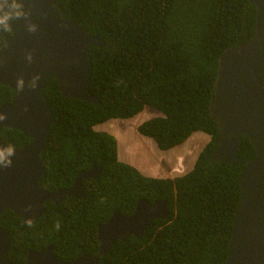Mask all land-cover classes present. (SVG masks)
Instances as JSON below:
<instances>
[{
  "label": "trees",
  "instance_id": "1",
  "mask_svg": "<svg viewBox=\"0 0 264 264\" xmlns=\"http://www.w3.org/2000/svg\"><path fill=\"white\" fill-rule=\"evenodd\" d=\"M56 1L62 18L114 45L89 51L92 73L85 94L96 97L99 104L66 98L55 79L47 82L43 96L53 121L40 154L46 170L39 185L54 192L70 188L79 172L93 166L100 173L82 182L81 198L45 202L44 213L32 223H24L11 210L0 213V228L11 237L5 260L24 264L29 250L48 246L64 262L83 253L95 255L97 226L107 223L115 211L128 217L141 200H167L168 219L155 220L139 238L115 241L97 264H223L240 199L238 175L256 152L243 136L236 164L210 162L218 127L209 115V104L218 57L254 33V4L249 0ZM12 95L7 86H0V106ZM145 107L160 115L139 124L137 132L151 138L161 151L181 145L195 132L209 136L188 173L145 177L118 161L113 136L93 129L109 120L133 118ZM0 136L11 148L29 142L9 128L2 129Z\"/></svg>",
  "mask_w": 264,
  "mask_h": 264
},
{
  "label": "water",
  "instance_id": "2",
  "mask_svg": "<svg viewBox=\"0 0 264 264\" xmlns=\"http://www.w3.org/2000/svg\"><path fill=\"white\" fill-rule=\"evenodd\" d=\"M255 6V30L251 38L225 49L218 57L217 74L209 115L218 127L211 163L234 165L241 138L255 149L238 175L240 199L236 206L229 254L223 264H264V0H249ZM25 16L9 21L11 37L0 49V86L13 91L12 98L0 106V133L9 128L20 131L29 142L20 148L6 145L0 136V213L13 211L24 223L42 216L45 202L58 203L65 197L83 196L82 180L96 178L99 168L80 172L70 188L44 190L39 179L46 168L40 160L49 139L52 111L43 98L50 79L58 83L66 98H80L99 104L84 92L90 82L89 51L111 47L78 24L60 17L56 0H17ZM18 20L23 28L17 33ZM4 32V30H2ZM167 200L139 201L131 216L115 211L109 221L97 226L98 250L63 262L52 247L29 251L25 264H97L115 241L141 237L155 220L170 217ZM11 237L0 228V264L5 261Z\"/></svg>",
  "mask_w": 264,
  "mask_h": 264
},
{
  "label": "rangeland",
  "instance_id": "3",
  "mask_svg": "<svg viewBox=\"0 0 264 264\" xmlns=\"http://www.w3.org/2000/svg\"><path fill=\"white\" fill-rule=\"evenodd\" d=\"M158 115V111L150 107H145L140 114L136 115L130 120H115L100 126L98 129L112 132V135L117 138V141L120 143L122 154H129V158L130 155H133L135 156L134 162L139 163L140 161L144 166H150V171H148L146 167H143L145 170L143 171L144 175H179L181 171L171 169L172 166L181 165H175L174 163L177 156L180 157V161L182 162L183 166H188V168H190L198 152L207 142L209 137H207L206 134L197 133L192 135L182 146L172 149L168 152H161L156 148L154 143L146 139H142L136 134V127L140 123ZM188 152L190 157L184 163V158L182 156H185L186 154L188 155ZM193 155H195L194 158Z\"/></svg>",
  "mask_w": 264,
  "mask_h": 264
},
{
  "label": "clouds",
  "instance_id": "4",
  "mask_svg": "<svg viewBox=\"0 0 264 264\" xmlns=\"http://www.w3.org/2000/svg\"><path fill=\"white\" fill-rule=\"evenodd\" d=\"M56 3H57V1H56ZM57 8H58V5H57ZM59 10V9H58ZM60 12V11H59ZM26 15V13L23 11V7H22V4L21 3H19V2H17V0H0V49H1V47H2V45L5 43V39H6V37H11L12 36V34H11V32L9 31V21L10 20H12V19H14V18H20V17H22V16H25ZM61 17V16H60ZM62 18V17H61ZM62 19H66V18H62ZM66 20H68V19H66ZM68 21H70V20H68ZM70 22H72V21H70ZM72 23H74V22H72ZM75 24H77V23H75ZM79 25V24H78ZM80 26V25H79ZM81 27V26H80ZM15 28L17 29L16 31H17V33H19V34H23L22 33V31H23V28L20 26V24L18 23V20L16 21V25H15ZM82 28V27H81ZM2 30H4V32H2ZM89 61V60H88ZM90 63V62H89ZM91 65V64H90ZM92 68V67H91ZM91 73H92V70H91ZM91 78V77H90ZM53 79V78H52ZM51 80V79H50ZM49 81V80H48ZM47 81V82H48ZM58 84V83H57ZM89 84V83H88ZM46 85H47V83H46ZM45 85V86H46ZM88 86V85H87ZM45 88V87H44ZM44 90V89H43ZM60 91V90H59ZM43 93V92H42ZM85 93V92H84ZM88 96V95H87ZM91 97H94V96H91ZM43 98H44V96H43ZM77 99H79V98H77ZM45 101V100H44ZM84 101V100H83ZM46 103V102H45ZM88 103V102H87ZM90 103H93V102H90ZM94 104H96V103H94ZM48 106V105H47ZM50 109V108H49ZM153 109V108H152ZM143 111V110H142ZM141 111V112H142ZM140 112V113H141ZM139 113V114H140ZM53 114V113H52ZM160 115V114H159ZM158 115V116H159ZM135 117V116H134ZM155 117H157V116H155ZM153 118V117H152ZM131 119V118H130ZM130 119H126V120H130ZM148 120V119H147ZM53 121V120H52ZM112 121H115V120H109V121H106V122H104V123H102V124H98V125H96V126H94L93 127V129H94V131H98V132H106V133H108V134H110L111 136H113L112 135V132H109V131H106V130H100V129H98L100 126H103L104 124H106V123H109V122H112ZM119 121H125V120H119ZM144 122V121H143ZM52 123V122H51ZM141 124V123H140ZM138 127V126H137ZM137 127H136V134L140 137V138H142V139H146V140H148V141H151L152 143H154V145L156 146V148L158 149V147H157V145H156V143L151 139V138H149V137H146V136H143V135H141L140 133H138L137 132ZM197 133H201V132H195V133H193L192 135H194V134H197ZM204 134V133H203ZM191 135V136H192ZM202 135V134H201ZM190 136V137H191ZM114 137V136H113ZM189 137V138H190ZM207 137H209L208 135H207ZM115 138V137H114ZM188 138V139H189ZM187 139V140H188ZM186 140V141H187ZM115 141H116V144H117V159H118V161L119 162H122V163H125V164H128V165H130V166H132V167H134L135 169H137L143 176H145V177H151V178H175V177H178V176H182V175H184V174H186V173H188V172H185L184 171V168H183V165H182V162L180 161V157L179 156H177V158L175 159V161H174V163H175V165H180V166H172L171 167V169H176V170H178V171H181V173L179 174V175H175V176H166V175H158V176H146V175H144L143 174V171H145L144 169H143V167H146L147 169H148V171H150V166H144V165H142V166H138L139 167V169L134 165V164H132V163H130L129 161H126V160H121L120 158H119V156H118V141H117V138H115ZM185 141V142H186ZM209 141V138H208V140H207V142ZM184 142V143H185ZM206 142V143H207ZM184 143H182L181 145H178V146H176V147H174V148H172V149H175V148H177V147H180V146H182ZM205 143V144H206ZM204 144V145H205ZM203 145V146H204ZM203 148V147H202ZM201 148V149H202ZM172 149H169V150H166V151H161V150H159V151H161V152H168V151H170V150H172ZM200 149V150H201ZM200 152V151H199ZM198 152V153H199ZM123 156H127V155H129V154H126V155H124V154H122ZM198 155V154H197ZM197 157V156H196ZM196 159V158H195ZM194 162H195V160L192 162L193 164H194ZM193 164H191L192 165V167H193ZM95 167H98V166H95ZM99 168V167H98ZM142 168V169H141ZM81 172H88V171H81ZM99 173H100V168H99ZM99 175V174H98ZM98 177V176H97ZM88 179H90V178H88ZM88 179H84V180H88ZM92 179H94V178H92ZM83 181V180H82ZM82 188H83V186H82ZM142 201V200H141ZM156 202V201H155ZM154 222V221H153ZM152 222V223H153ZM151 226V225H150ZM149 226V227H150ZM148 227V228H149ZM147 231V230H146ZM11 243V242H10ZM45 249V248H44ZM53 249V248H52ZM43 250V249H42ZM29 251H32V250H29ZM28 251V252H29ZM41 251V250H40ZM34 252H38V251H34ZM53 253H54V251H53ZM28 254V253H27ZM55 255V254H54ZM82 255V254H81ZM80 255V256H81ZM56 256V255H55ZM79 256V257H80ZM26 257H27V255H26ZM57 257V256H56ZM59 259V258H58ZM77 259V258H76ZM60 260V259H59ZM6 261V260H5ZM61 261H63V260H61ZM7 262H15V261H7ZM25 262H26V259H25ZM25 262H24V264H25ZM64 262V261H63ZM66 262H69V261H66ZM17 263V262H16ZM18 264H20V263H18Z\"/></svg>",
  "mask_w": 264,
  "mask_h": 264
},
{
  "label": "bare ground",
  "instance_id": "5",
  "mask_svg": "<svg viewBox=\"0 0 264 264\" xmlns=\"http://www.w3.org/2000/svg\"><path fill=\"white\" fill-rule=\"evenodd\" d=\"M19 23V22H18ZM197 154V153H196ZM195 154V155H196ZM195 155H193V158L195 157ZM118 156L121 160H126V161H129L130 163L134 164L138 169L139 167L138 166H142L143 164L139 161V163H136L134 162L135 160V156L133 155H130V158L127 156H123L122 155V152H121V148H120V143L118 142ZM137 157V156H136ZM138 158V157H137ZM61 242V241H60ZM67 244V243H66ZM62 247V246H61ZM67 249V248H66ZM59 254H62V253H59Z\"/></svg>",
  "mask_w": 264,
  "mask_h": 264
},
{
  "label": "crops",
  "instance_id": "6",
  "mask_svg": "<svg viewBox=\"0 0 264 264\" xmlns=\"http://www.w3.org/2000/svg\"><path fill=\"white\" fill-rule=\"evenodd\" d=\"M202 139H204V138H202ZM188 151H190V150H188ZM183 158H184V163L187 161V159H189V152H188V155L186 154L185 156H182ZM193 164V163H192ZM186 167V168H185ZM183 168H184V171L185 172H188L191 168H192V165L190 166V168H188V166H183Z\"/></svg>",
  "mask_w": 264,
  "mask_h": 264
},
{
  "label": "flooded vegetation",
  "instance_id": "7",
  "mask_svg": "<svg viewBox=\"0 0 264 264\" xmlns=\"http://www.w3.org/2000/svg\"><path fill=\"white\" fill-rule=\"evenodd\" d=\"M93 167H95V166H93ZM93 167H92V168H93ZM92 168H91L90 170H88V171H91ZM79 173H80V172H79ZM79 173H78V174H79ZM78 174H77V175H78ZM77 175H76V176H77ZM96 178H97V177H96ZM75 179H76V177H75ZM74 181H75V180H74ZM74 181H73V184H74ZM83 181H84V180H83ZM83 181H82V182H83ZM73 184H72V185H73ZM71 187H72V186H71ZM59 202H60V201H59Z\"/></svg>",
  "mask_w": 264,
  "mask_h": 264
}]
</instances>
